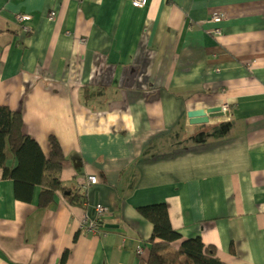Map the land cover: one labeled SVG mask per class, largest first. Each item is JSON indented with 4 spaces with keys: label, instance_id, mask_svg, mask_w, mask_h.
<instances>
[{
    "label": "crops",
    "instance_id": "1",
    "mask_svg": "<svg viewBox=\"0 0 264 264\" xmlns=\"http://www.w3.org/2000/svg\"><path fill=\"white\" fill-rule=\"evenodd\" d=\"M132 1L0 0V105L46 154L59 141L62 181L87 196L86 210L62 196L40 209V188L19 202L0 172V264H60L67 249L66 264H147L138 209L162 203L184 239L264 264V0Z\"/></svg>",
    "mask_w": 264,
    "mask_h": 264
},
{
    "label": "trees",
    "instance_id": "2",
    "mask_svg": "<svg viewBox=\"0 0 264 264\" xmlns=\"http://www.w3.org/2000/svg\"><path fill=\"white\" fill-rule=\"evenodd\" d=\"M24 127L21 111L0 105L1 179L14 182L16 200L30 204L35 189L40 188V209H47L57 196H62L69 206L86 210L87 196L80 189L66 188L62 181L63 168L72 157L64 153L53 136L46 154ZM138 212L153 226L147 264H228L219 258L214 246L200 238L184 239L172 225L167 204L141 207ZM70 254L67 249L60 264H66Z\"/></svg>",
    "mask_w": 264,
    "mask_h": 264
},
{
    "label": "built area",
    "instance_id": "3",
    "mask_svg": "<svg viewBox=\"0 0 264 264\" xmlns=\"http://www.w3.org/2000/svg\"><path fill=\"white\" fill-rule=\"evenodd\" d=\"M132 5L136 8H144L148 5V0H133ZM55 13H51V17H54ZM33 19V16L28 14H17L14 17V21L18 23H26ZM213 20L215 22H221L223 20V15L215 14L213 16ZM220 30L216 29V34H219ZM224 109L227 111L228 106L226 105ZM225 112V111H224ZM90 184L95 185L97 184L98 180L96 177H90ZM108 208L103 205H95L91 212H89L86 216V219L83 222L82 229L88 231L92 234H100L102 232L104 224V218L108 213Z\"/></svg>",
    "mask_w": 264,
    "mask_h": 264
},
{
    "label": "water",
    "instance_id": "4",
    "mask_svg": "<svg viewBox=\"0 0 264 264\" xmlns=\"http://www.w3.org/2000/svg\"><path fill=\"white\" fill-rule=\"evenodd\" d=\"M217 110H219V109H217ZM217 110L197 111V112L189 113L188 117L190 118V124L191 125L207 124L212 117H216V116H213L214 113H215V115H218L216 113V112H218ZM223 115H225V113H223L222 115H219V116H223Z\"/></svg>",
    "mask_w": 264,
    "mask_h": 264
},
{
    "label": "bare ground",
    "instance_id": "5",
    "mask_svg": "<svg viewBox=\"0 0 264 264\" xmlns=\"http://www.w3.org/2000/svg\"><path fill=\"white\" fill-rule=\"evenodd\" d=\"M99 205H103V204H99ZM103 206H105V205H103ZM105 207H107V206H105Z\"/></svg>",
    "mask_w": 264,
    "mask_h": 264
},
{
    "label": "rangeland",
    "instance_id": "6",
    "mask_svg": "<svg viewBox=\"0 0 264 264\" xmlns=\"http://www.w3.org/2000/svg\"><path fill=\"white\" fill-rule=\"evenodd\" d=\"M9 153V152H8Z\"/></svg>",
    "mask_w": 264,
    "mask_h": 264
}]
</instances>
